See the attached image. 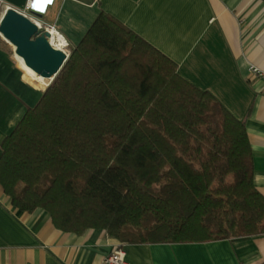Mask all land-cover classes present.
I'll return each mask as SVG.
<instances>
[{
	"label": "trees",
	"instance_id": "16d2710c",
	"mask_svg": "<svg viewBox=\"0 0 264 264\" xmlns=\"http://www.w3.org/2000/svg\"><path fill=\"white\" fill-rule=\"evenodd\" d=\"M253 176L244 122L102 10L1 143L12 206L120 245L264 234Z\"/></svg>",
	"mask_w": 264,
	"mask_h": 264
},
{
	"label": "crops",
	"instance_id": "0c3cea01",
	"mask_svg": "<svg viewBox=\"0 0 264 264\" xmlns=\"http://www.w3.org/2000/svg\"><path fill=\"white\" fill-rule=\"evenodd\" d=\"M4 1L17 11L26 2ZM99 10L172 60L180 77L244 122L253 182L264 194V78L249 69L264 71V0H53L42 20L55 25L70 50ZM42 92L0 42V154L3 139ZM117 244L98 229H56L44 209L27 213L12 206L0 185V264H102ZM124 249L127 264H264V234Z\"/></svg>",
	"mask_w": 264,
	"mask_h": 264
},
{
	"label": "water",
	"instance_id": "95a60500",
	"mask_svg": "<svg viewBox=\"0 0 264 264\" xmlns=\"http://www.w3.org/2000/svg\"><path fill=\"white\" fill-rule=\"evenodd\" d=\"M0 36L27 67L50 82L69 55V50L66 53L51 44L48 32L39 30L31 19L12 7L1 16Z\"/></svg>",
	"mask_w": 264,
	"mask_h": 264
},
{
	"label": "built area",
	"instance_id": "2783aa9c",
	"mask_svg": "<svg viewBox=\"0 0 264 264\" xmlns=\"http://www.w3.org/2000/svg\"><path fill=\"white\" fill-rule=\"evenodd\" d=\"M52 3L53 0H26L24 9L19 12L31 19L39 30L46 31L50 35L53 32L59 33L55 25L46 23L42 20V16L46 13L47 7ZM8 8L9 6L5 1L0 0V11H2V14ZM48 39L50 40V37ZM65 46L68 49L66 40ZM249 69L253 74L264 78V71L255 65H250ZM102 264H127L124 245L117 244L110 253L103 257Z\"/></svg>",
	"mask_w": 264,
	"mask_h": 264
},
{
	"label": "bare ground",
	"instance_id": "6f19581e",
	"mask_svg": "<svg viewBox=\"0 0 264 264\" xmlns=\"http://www.w3.org/2000/svg\"><path fill=\"white\" fill-rule=\"evenodd\" d=\"M50 42L54 47L59 48V49L65 51L66 53H68V49L65 46V39L59 33L53 32L50 35ZM14 58L16 59L19 67L23 70L25 77L31 83L36 84L40 90H44L46 88V86L49 84L50 80L42 78L38 74H36L34 71H32L29 67H27L24 64L23 60L20 57H18L17 55H14Z\"/></svg>",
	"mask_w": 264,
	"mask_h": 264
},
{
	"label": "rangeland",
	"instance_id": "374dc122",
	"mask_svg": "<svg viewBox=\"0 0 264 264\" xmlns=\"http://www.w3.org/2000/svg\"><path fill=\"white\" fill-rule=\"evenodd\" d=\"M1 37V36H0ZM1 39H2V37H1ZM2 43H4L7 47H8V49H9V52L11 53V55L12 56H14L15 54H14V51H13V47H12V45H10L9 43H7L5 40H3L2 39ZM17 62V61H16ZM18 64V63H17ZM34 106V105H33Z\"/></svg>",
	"mask_w": 264,
	"mask_h": 264
}]
</instances>
